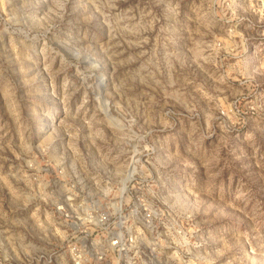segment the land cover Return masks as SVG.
I'll return each instance as SVG.
<instances>
[{
    "label": "rangeland",
    "instance_id": "374dc122",
    "mask_svg": "<svg viewBox=\"0 0 264 264\" xmlns=\"http://www.w3.org/2000/svg\"><path fill=\"white\" fill-rule=\"evenodd\" d=\"M126 178L202 264H264V0H0V264H70L68 188Z\"/></svg>",
    "mask_w": 264,
    "mask_h": 264
},
{
    "label": "built area",
    "instance_id": "2783aa9c",
    "mask_svg": "<svg viewBox=\"0 0 264 264\" xmlns=\"http://www.w3.org/2000/svg\"><path fill=\"white\" fill-rule=\"evenodd\" d=\"M110 191L78 195L72 184L56 207L70 264H202L179 225L182 243H176L180 231L162 220L165 210L150 184L126 178Z\"/></svg>",
    "mask_w": 264,
    "mask_h": 264
}]
</instances>
